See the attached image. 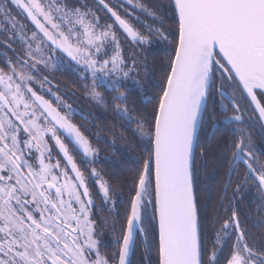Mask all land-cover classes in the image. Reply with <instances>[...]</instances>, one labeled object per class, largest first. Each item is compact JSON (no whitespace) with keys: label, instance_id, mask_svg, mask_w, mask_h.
Here are the masks:
<instances>
[{"label":"snow or ice","instance_id":"1","mask_svg":"<svg viewBox=\"0 0 264 264\" xmlns=\"http://www.w3.org/2000/svg\"><path fill=\"white\" fill-rule=\"evenodd\" d=\"M137 10L158 26L138 31L128 18L139 23ZM168 13L174 29L164 27ZM0 36V46L20 43L0 67V264H132L137 239L149 229L141 264H220L221 256L224 264H264V242L257 246L246 227L251 217L242 221L232 201L231 215L214 228L213 250L205 246L208 213L197 196L201 171L211 165L218 174L227 164L222 203L242 166L232 195L243 199L248 185L256 190L259 218L251 224L264 229V162L249 131L264 135V0H168L150 7L134 0H93L92 7L80 0H0ZM121 36L140 50L154 40L169 48L156 96L148 100L152 111L133 116L135 109L115 108L137 125L133 135L144 151L134 161L117 250L106 257L90 182L104 203L113 202L111 186L88 167L99 154L90 130L75 122V93L53 85L49 70L77 65L92 82L83 98L103 101L98 87L119 92L147 63L139 53L124 54ZM126 93L114 99L125 103ZM225 101L234 114L221 121L215 106L226 113ZM221 126L228 127L217 138ZM212 223H220L218 211ZM228 240L234 242L225 253Z\"/></svg>","mask_w":264,"mask_h":264},{"label":"flooded vegetation","instance_id":"2","mask_svg":"<svg viewBox=\"0 0 264 264\" xmlns=\"http://www.w3.org/2000/svg\"><path fill=\"white\" fill-rule=\"evenodd\" d=\"M80 2H86L90 7L93 6V0H80ZM112 2L115 3V0H112ZM15 11L16 10H14V13ZM101 15L104 16V13L102 12ZM17 19L22 20L24 23L30 25V21L26 20L22 15L17 16ZM132 23L135 24L136 22L132 20ZM3 39L5 38L0 36V40ZM12 49H15L17 52L20 50L19 40L12 42L11 48L0 46V67L4 66L6 59L14 58ZM49 71H54V79L52 80L53 85L59 87L62 92L75 93V95L70 99V102L73 103L77 113L75 122L77 124H83L84 128L90 130V135L88 138L91 147L95 150L94 140L95 138L100 137L96 135V127L104 124L105 121L98 122L96 119L97 109L100 108V106L96 104V99L83 98L86 91L89 93L92 91L91 80H85L78 69V66L73 63L64 64L59 70L50 69ZM213 99H215V97ZM225 104L229 109L226 113H221L218 111L219 104L215 106L217 109L218 120L222 121L224 115L234 114L231 110V105L227 104L226 101ZM227 127L228 126H221L220 131L216 132L215 136L218 138L223 132L227 130ZM249 131L255 136L257 147L261 149V152L258 153L259 158L262 162H264V135L260 134L256 129H249ZM205 135H210L207 129L205 130ZM215 142L216 139L213 138L212 143L215 144ZM225 155L230 156V153H226ZM88 167L89 169L92 167L97 168L96 164H90ZM97 170H99V168H97ZM243 173L244 168L242 166H238L234 175H232V187H228L227 198L224 199L222 203L220 202L221 192L228 181L227 164L222 165L218 174L213 172L211 165H209L207 171L202 170L200 173V180L197 185V196L200 201L201 211L203 212L204 208H206L208 213L207 231L205 233V246L210 251L213 250L212 240L214 239V228H220L226 216L231 215L229 201H232L235 205L237 211L240 213V218L242 221L246 216H250L251 220H256L259 218V214L256 211L258 204V194L255 189L251 188V185L246 186L245 192L243 193V199H240V197L234 198L232 195L233 188L238 182V179L243 177ZM84 175L87 177L88 171H84ZM90 184L91 196L95 201L96 206V210L92 216V219L96 221L98 238L102 241L101 252L106 257L111 256L112 253L117 250V243L119 242L122 235L121 227L125 222V211H121V207H119V205L114 201L112 203H104L102 200V193L98 191V185H96L94 180L90 182ZM226 208L228 209L227 212H225ZM217 211L219 213L220 223L213 225L212 220L214 213ZM102 220L106 221V223L101 225ZM251 220L246 221V227L249 229L253 240L257 243V246H260L261 243L264 242V229L253 228ZM140 240L141 238L138 237L137 243ZM233 242V240H228L227 242L222 241V246L224 247L225 253H227ZM220 264H224L222 256L220 257Z\"/></svg>","mask_w":264,"mask_h":264},{"label":"trees","instance_id":"3","mask_svg":"<svg viewBox=\"0 0 264 264\" xmlns=\"http://www.w3.org/2000/svg\"><path fill=\"white\" fill-rule=\"evenodd\" d=\"M134 2L146 4L150 7L152 4L166 5L168 0H134ZM129 11H131L130 8ZM133 16L138 17L139 23L132 16L128 18L136 22V27L140 32L146 33L147 28L145 26H158V23L154 24L153 19L145 12L137 10L133 13ZM163 24L165 28L174 29V21L170 13H168V18L163 20ZM120 39L124 41L123 45H131L136 53H139L141 57H145L147 63L141 65L139 69L140 76L135 78L139 81V84L132 79L126 84L121 82L119 92H125L127 89L128 100L125 103L114 99L119 92L108 91L106 87L96 89L104 97L103 101L96 100V104L100 106L97 109L96 119L98 122L105 121V123L96 127V135L100 137L95 138L94 145L99 154L96 167L102 173V178L110 184V196L114 198L113 201L121 207V211H125L129 207L131 199V196L127 193L129 189L134 188V184L131 183L135 176L133 169L137 167L134 161L144 151V142L133 135L132 130L136 129L137 125L132 123L129 126L126 120L117 114L115 108L116 106L120 108L127 106L129 109H135L136 111L132 112L133 116H137L138 112L143 113L145 110L147 112L152 111V106L148 103V100L154 98L158 91L157 85L163 75L162 69L168 60L166 53L169 45L164 41L154 40L151 47L140 50L134 42L130 41V38L125 40V37L122 36ZM124 181H128V183H124ZM149 237H152L151 229H149V236L137 243L135 252L131 256L132 264H141L142 258L146 256L147 243L145 241L151 240ZM152 259L155 260L154 252Z\"/></svg>","mask_w":264,"mask_h":264},{"label":"rangeland","instance_id":"4","mask_svg":"<svg viewBox=\"0 0 264 264\" xmlns=\"http://www.w3.org/2000/svg\"><path fill=\"white\" fill-rule=\"evenodd\" d=\"M121 38H122V36H121ZM123 49H124V54L126 55V56H131L132 54H134V53H136V51H135V49H133V47L131 46V45H129V44H124L123 45ZM140 56V55H139ZM141 57V56H140Z\"/></svg>","mask_w":264,"mask_h":264},{"label":"water","instance_id":"5","mask_svg":"<svg viewBox=\"0 0 264 264\" xmlns=\"http://www.w3.org/2000/svg\"><path fill=\"white\" fill-rule=\"evenodd\" d=\"M132 256V255H131ZM131 256H130V259H131Z\"/></svg>","mask_w":264,"mask_h":264}]
</instances>
